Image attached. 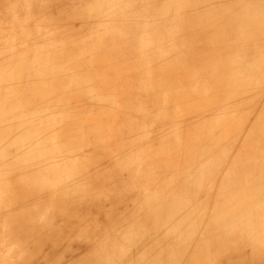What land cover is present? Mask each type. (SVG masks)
Instances as JSON below:
<instances>
[{"label":"rangeland","instance_id":"374dc122","mask_svg":"<svg viewBox=\"0 0 264 264\" xmlns=\"http://www.w3.org/2000/svg\"><path fill=\"white\" fill-rule=\"evenodd\" d=\"M263 30L264 0H170L169 2L167 0H0V108L2 109L1 106L4 109L13 108L20 113L29 110L35 115H45L49 106L42 107L37 104L35 100L38 98L35 93L41 90L47 97L54 92L57 84L63 86L64 94L57 96V102L51 103V110L49 109V112L58 111L60 118L52 124L49 121L51 127L45 130L47 135L44 140L68 131L70 126V117L66 112L68 107L72 108L73 105L75 108L78 107L75 114L81 124L79 129L71 134L72 143H65L66 148L58 145L50 148L52 150L57 147L55 149L57 152L65 148L64 150L68 152H65L66 156L68 154L72 156L71 159L64 158L63 151L64 155L56 156V161L59 157L73 164V160H78V157L88 150L87 144L90 140L100 139L106 145L110 140L105 138L110 137V133L120 131L115 134L116 141L114 140L113 144H117L107 152H112L107 155L110 157V162L106 169L113 173L112 179L108 177L107 172L106 175L100 174V171H104L101 162L94 163L90 160L93 162L91 166L95 167L91 172L85 164V158L78 167V177H74V180L68 178L69 187L84 189L83 194L92 188L91 196L96 197V201L92 204L93 213L84 210L82 214L74 217L70 211H67L64 201L58 195L61 193L59 190L65 192L68 188L59 184L60 182H58L59 190H55L52 195L53 188L48 182L53 181L49 169L54 158H50L48 153L44 156L48 154L47 158L52 162L48 165H45L47 161L43 163L44 168L47 166L50 168L47 167V173L43 172L41 177L35 176V167L22 169V166L17 165L16 162L14 164L17 167L12 166L10 162L5 164L3 162V165L2 162L0 163V194L7 195L4 198L1 196L5 203L0 202V264H152L154 262L152 253L147 249L137 260L131 262L124 260L125 263L119 259L118 251L104 250L108 245L106 238L110 240L111 234L115 236L126 233L127 235L133 231L136 235L138 232L142 239L148 240L149 243L163 236L167 237L165 238L167 241L173 239V252L171 250L166 252L172 256L161 257L159 264H183V259L174 252L175 249L178 251L180 248L187 250L177 237L178 233L176 231L162 233L160 225L169 227L172 224L185 231L182 228L188 226V218L184 206L195 212L194 214L201 213L200 217L208 223L213 217L212 214H216L214 212L222 207V189L215 185L208 196L202 189L203 182L197 184L198 187L194 185L193 193L189 187L188 191L186 188L181 189L182 185L189 183L191 178L187 173L191 167L185 166L189 160L185 157V153L199 141L200 131H192L193 134L187 132L193 128L190 127L174 139H170L165 132L173 129L176 123L180 125L186 112L197 111L206 106L214 114H219L228 107L232 108L226 103L227 100L232 104L239 103L240 95L236 96L228 83L231 74L227 75L224 72L225 61L234 59L238 54L248 61L255 58L261 65L262 79H254V82L260 85L259 100L264 101V41L252 44L256 33ZM163 42L166 46L161 48ZM101 43L109 46V49L101 48ZM103 51L111 54L110 65L106 62L94 63L90 60L91 54L101 56L100 52ZM149 52L151 54L158 52V57L165 63L159 64L143 59L142 57ZM13 54L18 56L12 58ZM53 54L58 61L54 66L56 74L51 78H48L50 75L48 69L41 68L39 74L32 73L28 76L23 74L14 63L16 59L22 58L25 60L23 64L41 60L44 63V59H49ZM79 59L84 62L85 70L82 71L86 72L85 76L89 74L93 77L89 82L82 75L73 76V64ZM119 69L124 71L117 75L120 73ZM179 69L182 71L181 73L179 71L180 74L175 81L169 83V80H164L166 74L176 70L178 72ZM125 74V79L116 82L115 77H123ZM214 75H218V80L212 85L211 83L208 87L200 85V79ZM46 77L47 80H51L45 82ZM87 82L89 86L97 88L96 95L76 91V86L84 88L83 83L87 86ZM122 84L129 88L123 93L125 99L116 95L120 92ZM146 84L154 86L153 91L146 92L143 89V85ZM173 84V88L169 89ZM196 91L204 99L199 98L196 101L191 99L192 93L195 97ZM207 95L213 97L221 95L224 101L221 104L209 101L205 99ZM3 96H8L9 102L4 99L5 103H2ZM233 96L235 98H232ZM102 97L110 100L114 97V99L106 104V101L100 100ZM235 113L232 111L229 114L233 116ZM210 115L213 116L212 113ZM127 117L132 121L131 126L140 127L138 139L125 131ZM97 120L106 121L107 125L102 127L104 131L100 129L89 131L91 130L89 121L95 123ZM231 123L233 127L237 125L235 120ZM183 124L185 127L188 125L186 120ZM7 126L8 122H5L2 129L5 130ZM249 130L251 129L248 127L244 130L247 131L246 135L250 139L248 143L244 145L239 141L238 146L242 145L257 152L252 155L251 160L256 163V175L259 176L260 171L264 170L260 164H257L258 159L261 163L264 161V136L259 137L253 130L252 132ZM73 137L75 140L72 139ZM119 141L121 145L118 144ZM53 142L58 144L57 140ZM4 148L0 149V158L12 151L11 148L7 150ZM70 149L74 154L72 151V154L70 153ZM193 149L195 151V147ZM121 154L123 155L120 156ZM4 159L8 161L7 158ZM227 159L224 161L228 162ZM7 171L9 172L5 175ZM159 172L161 175L158 176ZM182 173L185 174L182 176ZM172 174L176 175H174L175 180L172 179L174 189L166 191L161 185L162 176L168 179L167 176ZM21 176L27 179L23 178L21 181L19 178ZM81 176L88 177L89 182L85 179L81 181ZM249 178L251 181L255 180V174ZM196 187L200 191H196ZM129 188L131 192L126 193ZM105 191L124 198L126 207L118 210L115 206H108ZM24 194L26 198L21 203L20 197ZM188 198H191L189 200L194 204H191L192 209L191 202L188 204L185 201ZM153 200L157 201L154 206ZM28 207L31 210L28 211L26 220L42 223L40 229L32 236H38L42 229L43 232L48 230L56 233V237L48 238L42 243V247L36 248L35 251L34 249L26 251L25 243H22L27 241V238L20 243V240L14 242L12 237L14 233L20 232L18 227L20 223L17 222V215L13 211H25ZM39 207H44V214L39 212ZM153 207L155 211H152ZM158 210L162 213L159 222L155 217ZM125 211L128 216L125 215ZM110 212H114V217L121 222L122 225L116 226L120 227L119 230L111 224H108L110 228H107L108 225L105 226L106 223L102 222L100 214L105 216ZM153 222H156L157 226H154ZM67 226L71 227V235L66 229ZM201 227L207 229L203 223ZM199 231L202 234L198 237L205 235L202 228L199 227ZM226 234H229L228 240L235 233L232 234L227 230ZM32 236L30 240L33 238L34 241ZM236 236L242 243L246 242L245 234L236 233ZM204 244L188 243L191 245L190 253H193L194 249L198 252L197 246L202 247ZM220 245L218 252L222 255L228 244L220 240ZM263 245V242H258L255 248L262 250ZM186 247L189 249L188 246ZM228 250L233 251L230 248ZM152 251L156 249L152 248ZM205 251H208L209 256L217 252L212 239L208 240ZM196 255L199 256V253ZM93 256H95L94 260ZM205 257L199 262L203 264L224 262L220 257L211 258L213 262L210 263ZM194 262L195 259H191L190 263Z\"/></svg>","mask_w":264,"mask_h":264},{"label":"bare ground","instance_id":"6f19581e","mask_svg":"<svg viewBox=\"0 0 264 264\" xmlns=\"http://www.w3.org/2000/svg\"><path fill=\"white\" fill-rule=\"evenodd\" d=\"M167 1L169 2L170 0ZM110 17L113 18V16ZM263 39H264V30L263 32L256 33L255 37L253 38L252 44H259L262 41H264ZM164 45L166 46V44H164L163 42V44L160 45L161 48ZM98 48H100V45ZM101 48L109 49V46L101 43ZM113 51L116 53L115 50ZM167 51H169V49ZM100 53L101 56L100 55L92 56L91 54L90 60L94 63L97 62L103 64L105 62L106 63L111 62L112 59L111 54H108L104 51ZM158 55H159L158 52L154 54H151V52H149V54H147L145 57L142 58L149 59L159 64L165 63V61L163 59H160ZM17 56L18 54H13L12 58H16ZM53 56L56 55L53 54L49 59L47 60L44 59V63L43 60H41L40 62L23 64V62L25 61L24 58L16 59L14 63H16L18 69L22 71L23 74H27L28 76H30L32 73L39 74L40 73L39 70L41 68L48 69V71H50L49 72L50 75H48V78H51L54 77L53 76L54 74H56L54 72L56 71L54 66L58 61ZM83 64L84 62L82 61V59H79L77 63L73 64L74 66L73 76L81 77L82 75L89 82L93 77L90 76L89 74L85 76L86 72L82 71L85 70ZM123 71L119 69L120 73H117V75L121 74ZM179 71L181 73L182 69H179L178 72L176 70L173 73L170 72L171 74L169 73L166 74L164 80H169V83H172L179 76L180 74ZM224 72L227 75L231 74L229 75L230 82L228 83L231 85V90L234 92V94H236V96L240 95V99L238 100L239 103L232 104L229 100L226 99L228 101L226 103L230 104L232 108L226 105V107L228 108L224 109L219 114H214L212 111H210V109L206 108V106L205 108H199L197 111L194 110V111L186 112L182 117L183 122L184 120H186L188 123L186 127L183 124V122H180V125L176 123L173 129L165 132L166 134H168L170 139H174L177 136L181 135L182 132H184L185 130H188V128L190 127L193 128L191 130H188L187 132L191 133L192 131L193 132L200 131L199 141H197L191 147V149H189L185 153V157L189 159L185 166L187 168L191 167V169H188V171L189 170L190 171L187 172L189 173L191 178L189 183H186V185L183 183L184 185H182L181 189L186 188V191H188V187H189V190L191 191V193H193L195 192L192 191L194 189L193 188L194 185L197 186V184H201L202 182H203L202 185H204L202 189L205 190L206 196H208L209 191H211L212 187L215 185H217L219 189H222L221 192L222 207L218 208L214 212L216 214H212L213 217L210 218V221L208 223H206L203 220V218L200 217L201 213L194 214L195 212L193 213L191 210H188L184 206V212L188 218L187 219L188 226L181 228L185 229V231H182L179 227H176L171 223H170L171 225L167 223L169 227H165L163 224L160 225V229L162 233L168 231H172V232L176 231L178 233L177 237L181 240V242L183 243V245L187 250L184 251L182 250V248H180L178 251L175 249L174 252L177 253V256L179 258L183 259L184 261L183 264H191L190 263L191 259H195V262L193 264H203L199 261L202 260L204 256H206L205 260H210V263L213 262L211 258L222 257L221 259L224 260V262H222L223 264H264V248L262 250H257L255 248V245L258 242H263L264 244V178H263L264 170L260 171V173L258 174L259 176H257L256 175L257 165L251 160L252 155L257 152H254L251 149H247L242 145L240 147L238 146L239 141H241L242 144L246 145L248 143V140H250L249 136L246 135L247 131L246 132L244 131L245 129H247V127L253 130L256 133V135H259V137L264 136V101L259 100L258 92L260 90L259 89L260 85L254 82V79L257 80H259V78L262 79L263 74L261 72V65L259 64L257 59L255 60L254 58L248 61L245 58H243L240 54L234 57V59L225 61ZM125 77L126 74L125 76L123 75V77L122 76L115 77L116 82L121 81L122 78L125 79ZM50 80L51 79L47 80V77L45 78V82H49ZM217 80H218V75H214V77L211 76L209 78L208 77L203 78L200 79V85L204 87L205 86L208 87L210 83L212 85ZM88 82H87L88 87L86 86L85 83H83L84 88L76 86V91L81 93L85 91V93H88L89 95L91 94L92 96L96 95L95 93L97 92V88L93 86H89ZM174 84L170 85L169 89H172ZM154 88H155L154 86H151L149 84L143 85V89L146 92H151L153 91ZM128 89L125 84L120 85V90H119L120 92L116 94L117 97L124 98L125 96L123 95V93H126ZM35 94L38 98L35 100L37 104H40L42 107H45V105L49 106V108H47L48 109L47 114L35 115L33 114V112L29 110L27 112L20 113L13 108L4 109V107L1 106L2 109L0 108V122H1L0 149L4 148L5 146L4 150L11 148L12 151L6 156L2 155L4 158H7L8 161L2 157L0 158V163L2 162L3 165V162L4 164L6 162H10L12 166L17 167L14 164V162H16L17 165L22 166V169L23 167H27V168L35 167L34 169L35 176L40 175L41 177L43 172L47 173L46 171H48V169L50 168L49 166H47L48 169L47 167L44 168L43 163L47 161L46 162L47 164L45 163V165H48L49 163L54 161L51 164L52 166L50 165L51 168L49 169V172H51V174L53 175L52 177L53 181L51 183L48 182L51 188L54 189V190L51 189L52 195L54 194L55 190H59L58 182H60L59 184H61L63 187L68 188L67 189L68 191L64 192L59 190L61 193H59L58 195L56 191V195L62 198V200L65 203V206L67 207V211H70V213L74 217H77L78 214H82L84 210L85 211L88 210L90 213H93L94 210L92 209L93 208L92 204H94V202L96 201V197L91 196L92 188L89 191L86 190L87 193L83 194L84 189L83 190H78L76 188L72 189L69 187L70 185H68V182H70L69 180H74L75 179L74 177H78V167L80 163H82L81 160H84V158L86 159L85 164H87L91 172L95 169V167L91 166L93 162L94 163L101 162V164L104 165L103 167L104 171L102 172L100 171V174L106 175L107 172L108 177L112 179L113 173L106 171V169L109 167L108 164L110 162L109 160L110 157L107 155L112 152L109 153L107 152L109 150H112V148H114V146L117 144V143L113 144L114 140L116 141L115 134L116 133L118 134L120 131H115L114 133H110L111 138L109 136L105 138L108 141L110 140L106 145H104L102 142L103 140L100 141V139L97 141L90 140L87 144L89 145L88 150L85 153H82L78 157V160L77 159L73 160L74 161L73 164L72 162H69L67 159L66 162L63 159L66 157L70 158L71 155L68 154L66 156L68 152L64 150L66 148L65 143L66 142L72 143V140L70 139L71 134L73 133V131L79 129V125L81 124L79 117H76L75 114V112L78 111V107L75 108V106L73 105L72 108L68 107V109L66 110V112H68L67 115L70 117V126L67 132L57 134L55 136L52 135L53 138L49 140H44V138H46L47 135L45 130L51 127L50 125L52 124V122H57L58 119L60 118L58 111L55 112V110H53V112L52 111L49 112V109L51 108V103L54 104L57 102V96L64 94V88L60 84H57L55 86L54 92L48 95L47 97H45L42 94L41 90H38ZM206 97L207 98L205 99L209 101H216L218 104H221L224 101V100L222 101L223 98H221V95L220 97H213L208 95ZM199 98H203V97H201L200 94L197 93V91L195 93V97L194 94L192 93L191 99L196 101ZM232 98H235V96H233ZM4 99L7 101L10 100L8 96H3L1 102L4 101ZM112 99H114V97H112L111 100L107 97L105 98L102 97V99L100 100L103 102L106 101L105 103L108 104L109 100L113 101ZM2 103H5V101ZM232 111L236 112L235 113L236 115L234 114L235 116L229 114ZM70 113H73V115ZM210 113H212L213 116L210 115ZM233 120L237 122V125L235 127H233L234 125L231 123V121L233 122ZM49 121L51 124H49ZM94 121H89V124H91L90 125L91 130L89 129V131H97L99 129L102 130V127L107 125L106 121L97 120V122L98 121L101 122L93 123ZM5 122H8V126L4 130L2 129V125ZM131 125H132V121L129 117H127L125 123V127H126L125 131H128V134L134 136L135 139H138L140 137L139 135L140 127H138V125H135L134 127ZM251 130L249 131L252 132ZM72 139L75 140V137H73ZM54 140H57L58 144H56V142L54 143L53 142ZM118 144L121 145V142L119 141ZM54 145L56 146L58 145L59 147H65V148L59 149V152H57L55 150L57 147L52 150L50 149L52 146L54 147ZM194 147H195V151L193 149ZM203 147H206V149H202ZM63 151L64 154L65 152H67L64 158L60 159L58 157V160L56 161L55 157L60 155L63 156L64 155ZM71 151L73 152V150L70 149V153L72 154ZM89 152H93V153L89 154ZM45 153H48L49 157L50 158L53 157L54 160H52L53 159L52 158L51 159L52 161H49L47 158L48 154L47 156H44ZM56 153L59 155H55ZM75 155L77 156V154ZM122 155L123 154H121L120 156ZM44 158L45 161L43 160ZM73 158L75 157L73 156ZM225 159L229 161L225 162L224 161ZM90 160H92L93 162ZM258 161L259 163L257 164H260V166L264 168V161L262 163L260 162L261 161L260 159H258ZM81 170L82 167L80 168V171ZM30 171L32 172L33 170ZM8 172L9 171H7L5 175H7ZM183 174L185 173H182V176ZM253 174H255V180L251 181L249 177L252 176ZM157 175L158 176L161 175L160 172ZM174 175L175 174L167 176L168 179H166L165 176H162L163 179L161 181V185L163 189H165L166 191L174 189L173 181H172V179L175 180ZM154 176H156L155 172H154ZM19 178H21L20 180L23 181L22 179L24 177L22 178L21 176ZM24 179L26 180L27 177H25ZM84 179L89 182L88 177L84 178L81 176V181H84ZM197 187H196L197 189L196 191H200L202 186H200L199 190ZM130 192L131 190L129 188V190H127L126 193H130ZM105 195L107 196L108 199V206L110 205L115 206L116 209L118 210H121L124 207H126V205H124L125 203L124 198L119 196L118 197L113 196L111 195L110 191H105ZM1 196L4 198L7 195L0 194V202L5 203L4 199ZM24 198H26V194L20 197L21 203ZM151 199L152 198H150V200ZM189 199L191 198L185 200L187 201L188 204L189 202H191ZM104 202L105 201L103 200V203ZM155 202L157 201L155 200ZM155 202L154 203L151 202L153 206L154 204H156ZM191 204L192 202L190 203V207L192 209ZM188 206L189 205H187V207ZM29 208L30 207H28L25 211L23 210L13 211V213L17 215L16 216L17 222L20 223L18 226L20 228V232L19 234H17V232L14 233L12 237L14 238V242H16V240H20V243H22L27 238L28 240L27 241L25 240V242L22 243V244L25 243L26 251H32L33 249L35 251L36 248L40 249L42 247V243L43 242L45 243L48 240V238L52 239L53 237H56L55 236L56 233L50 232L48 230L43 232L42 229L39 232L40 234L38 236H32L35 231H38V229H40L39 227L42 223H40V221L34 223V222H28L26 220L27 213L29 210H31ZM43 208L44 207L41 208L39 207L40 210L39 212H41L42 214H44ZM6 209L9 210L8 207H6ZM154 209L155 208L153 207L152 211H155ZM113 213L114 212H110L105 216L100 214V218L104 224L106 223L105 226L111 224L115 226L114 228H117L119 230L120 227H116V226H120L122 224L121 222H118V220L114 217ZM157 213L158 214L154 216L156 217L157 222H159L161 220L162 213L161 211ZM127 214L128 213L126 212L125 215ZM91 217L93 219L94 215ZM114 220H116L117 222L116 221L114 222ZM202 223L207 229L201 227ZM153 225L157 226L156 222H153ZM199 227L202 228V231L203 233H205V235L198 237L199 234L200 235L202 234L201 231H199ZM107 228H110V225H108ZM66 229L69 230V234L71 235V231H70L71 227L69 228L67 226ZM227 230L231 231L232 234L235 233L232 236V238L228 240L227 238H229V234H226ZM136 233L139 235L138 232ZM236 233L237 235L239 233L245 234L246 242L242 243L237 238ZM64 234L67 235L65 231ZM128 234L126 235L125 233L123 235H115V236L111 234L109 238L110 240L106 238V240L108 241V245L104 250L118 251L120 256L119 259H121L122 261L125 260L131 262L132 260H137L138 258L143 256L141 253L145 249H147L152 253L151 257L154 260L152 264H159L161 261V257L164 258L165 256H167L169 253L167 254L166 252H170V250L172 251V248L174 246L172 244L173 239L170 238L167 241L165 240V238H167L166 236L160 237L159 239L156 238L153 240L152 243H149L148 240H143L141 235L139 236L136 235L134 231ZM31 236L34 237L35 239L34 241L33 238L30 240ZM209 239H212L216 245L217 252H215L213 256L212 255L209 256L210 254L209 255L207 254L208 251H205ZM220 240H222L223 243L225 242L228 244L227 248L224 249L226 251L225 252L223 251L224 253L222 255L220 252H218L219 246H221ZM188 243L189 244L193 243L196 245H200L204 243L205 244L202 247L197 246L198 252H196L197 250L194 249V252L190 253L191 245H188ZM186 246H188L189 249ZM152 248H155L156 251H152ZM228 248L233 249V251L228 250ZM56 252L58 251L56 250ZM196 253H199V256L196 255ZM12 254L10 253V255ZM168 256H172V255H168ZM94 259L95 256H93V260ZM178 263H180V261Z\"/></svg>","mask_w":264,"mask_h":264}]
</instances>
